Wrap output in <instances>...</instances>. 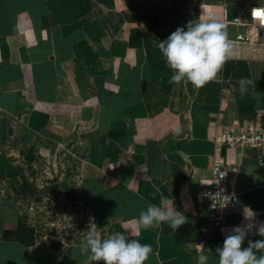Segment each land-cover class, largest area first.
Masks as SVG:
<instances>
[{"label": "crops", "instance_id": "obj_1", "mask_svg": "<svg viewBox=\"0 0 264 264\" xmlns=\"http://www.w3.org/2000/svg\"><path fill=\"white\" fill-rule=\"evenodd\" d=\"M251 7L264 0H0V264H83L79 245L92 217L102 236L122 231L150 243L145 264H197L201 253L218 264L215 249L233 226L264 220V149L242 156L216 141L227 128L264 125V33L226 23ZM209 16L226 25L231 56L200 88L170 82L157 40ZM86 45L100 65L85 79L108 77L110 87L67 80L86 61ZM99 126L111 129L110 161L88 162L86 141L104 140ZM219 151L241 202L203 240ZM162 197L188 222L141 228L134 218ZM248 239L264 238L252 228Z\"/></svg>", "mask_w": 264, "mask_h": 264}, {"label": "clouds", "instance_id": "obj_2", "mask_svg": "<svg viewBox=\"0 0 264 264\" xmlns=\"http://www.w3.org/2000/svg\"><path fill=\"white\" fill-rule=\"evenodd\" d=\"M261 11L253 9L254 14ZM157 47L173 70L170 82L180 84L191 82L200 88L217 76L224 61L233 52L232 41L228 36L226 25L214 16L207 20L200 18L189 21L185 27H178L165 40H157ZM241 93L247 91L245 82L241 81ZM215 203V202H214ZM213 203V205H214ZM171 205L168 207L167 205ZM212 205V207H213ZM255 213L248 209L246 218L251 219ZM141 228L156 229L161 222H167L173 231L188 222L187 216L178 211L173 199L161 198V203L149 204L138 218ZM95 218L89 219L85 236L80 243V251L85 256L83 264H145L153 253L150 243H142L131 238L127 233L115 231L102 236ZM255 228V234L264 238V220L251 224L235 225L224 238L222 246H217L215 254L218 264H264V239H248L249 231ZM247 239V246H242ZM198 246L203 247L198 244ZM208 254L197 256V264H209Z\"/></svg>", "mask_w": 264, "mask_h": 264}, {"label": "built area", "instance_id": "obj_3", "mask_svg": "<svg viewBox=\"0 0 264 264\" xmlns=\"http://www.w3.org/2000/svg\"><path fill=\"white\" fill-rule=\"evenodd\" d=\"M259 8L254 14L253 9ZM226 23L241 27H253L264 33V7L241 9L232 21ZM247 37L240 33L237 40L243 41ZM219 148H231L240 151V155L253 153L264 149V125L256 122L248 128L230 127L216 138ZM221 151L212 160V177L205 189L204 199L208 207V215L203 227V240L214 238L228 225L234 213L240 207V199L230 188L229 176L225 159ZM260 164L263 161L260 157ZM215 202V203H214ZM214 203V205H213ZM213 205V207H212Z\"/></svg>", "mask_w": 264, "mask_h": 264}, {"label": "rangeland", "instance_id": "obj_4", "mask_svg": "<svg viewBox=\"0 0 264 264\" xmlns=\"http://www.w3.org/2000/svg\"><path fill=\"white\" fill-rule=\"evenodd\" d=\"M106 15H107L106 22H104V21L102 22V24L105 26L104 28L108 27L106 25V23H111L110 16L108 14H106ZM106 15H104V16H106ZM74 16H75V14L72 13L71 17H73V19H74ZM121 19L122 18H120V21H121ZM92 32H94V30ZM92 37L94 38V36H92ZM86 50H87L86 51L87 58H85L86 61H84V63L83 62L80 63L81 66L78 64L77 66H79V68H78L79 71L76 72L75 77H72L71 80H70V78H67V80L70 81V83L72 82V85L75 86V87H82L83 86V87L86 88V87H91V86L94 87L95 85L98 87V89H101L103 87L105 89L107 86L110 87L111 78H108V77H105L103 79L102 83H98L100 81V78L97 79V82H96V78L93 77L92 74H87L88 75V79H85L84 73H85L86 69H88V71H89V72L87 71V73H91V71H92L91 69L92 68L94 69L96 66L100 65L97 62V58H98L97 55H95L93 53V49L91 47H88V45H86ZM106 67H108V66H106ZM63 84H64V82H62L61 85H63ZM156 85H158V83H153V87H155ZM118 87H119V85H117V88ZM95 98L96 97H90L88 99V102H96ZM106 105L110 106V103H108ZM112 113H113V110H110V109L104 111V114H105V117H106L105 119L106 120L110 119L111 116H112ZM97 131L101 132V134L105 135L104 136V140H101V141L97 142V145H94L93 143H90V142L86 141L87 150H86V152H84V157L83 158L85 159V157H87L86 159H87L88 162H93L97 158H100V159H102L104 161L109 162L110 161V155L106 154L105 152L112 149V142L113 141H111V136L109 135L110 132H111V129H110V127H107V126H104V128L99 126V128H97ZM77 161L80 162L81 160H79V158L76 159L73 162V165H75Z\"/></svg>", "mask_w": 264, "mask_h": 264}]
</instances>
